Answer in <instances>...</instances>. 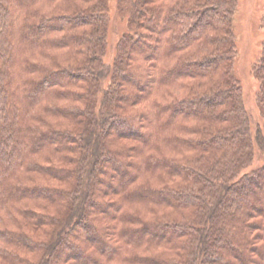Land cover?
I'll return each instance as SVG.
<instances>
[{
  "label": "trees",
  "instance_id": "obj_1",
  "mask_svg": "<svg viewBox=\"0 0 264 264\" xmlns=\"http://www.w3.org/2000/svg\"><path fill=\"white\" fill-rule=\"evenodd\" d=\"M237 6L0 0V264H264Z\"/></svg>",
  "mask_w": 264,
  "mask_h": 264
},
{
  "label": "rangeland",
  "instance_id": "obj_2",
  "mask_svg": "<svg viewBox=\"0 0 264 264\" xmlns=\"http://www.w3.org/2000/svg\"><path fill=\"white\" fill-rule=\"evenodd\" d=\"M264 0H238L235 14L234 29L236 33L238 57L236 71L242 83V92L246 108L253 120V130L260 120L258 106V92L260 82L251 70L252 63L256 61V48L264 37V26L260 27L262 5ZM113 12V22H111L110 49L109 55H114L116 42L122 30L127 25L126 17L117 8ZM255 128V129H254ZM264 163V151L256 148V156L249 169L258 167ZM101 246V245H100ZM102 247V246H101Z\"/></svg>",
  "mask_w": 264,
  "mask_h": 264
}]
</instances>
